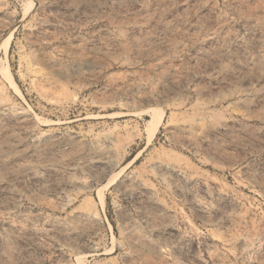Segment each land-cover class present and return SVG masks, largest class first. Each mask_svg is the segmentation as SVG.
<instances>
[{
  "label": "rangeland",
  "instance_id": "374dc122",
  "mask_svg": "<svg viewBox=\"0 0 264 264\" xmlns=\"http://www.w3.org/2000/svg\"><path fill=\"white\" fill-rule=\"evenodd\" d=\"M0 264H264V0H0Z\"/></svg>",
  "mask_w": 264,
  "mask_h": 264
},
{
  "label": "bare ground",
  "instance_id": "6f19581e",
  "mask_svg": "<svg viewBox=\"0 0 264 264\" xmlns=\"http://www.w3.org/2000/svg\"><path fill=\"white\" fill-rule=\"evenodd\" d=\"M7 74H8V75H7V78H8V80H9V82L11 83V85L14 86V87H17L13 75H12L10 72H8ZM245 117H246V116H245ZM151 126H154V125L152 124ZM150 128H151L152 130H154V129H153L154 127H150ZM156 129H157V128H156ZM152 132H153V131H152ZM155 135H156V133L154 132L151 136L154 137ZM102 202L105 204V201H102ZM104 204H103V205H104Z\"/></svg>",
  "mask_w": 264,
  "mask_h": 264
}]
</instances>
